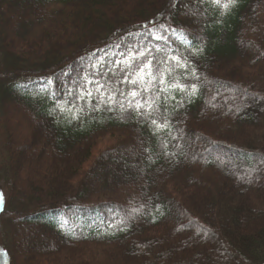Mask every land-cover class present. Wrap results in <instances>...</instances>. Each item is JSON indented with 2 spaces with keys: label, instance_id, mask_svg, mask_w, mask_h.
I'll return each mask as SVG.
<instances>
[{
  "label": "trees",
  "instance_id": "16d2710c",
  "mask_svg": "<svg viewBox=\"0 0 264 264\" xmlns=\"http://www.w3.org/2000/svg\"><path fill=\"white\" fill-rule=\"evenodd\" d=\"M13 2L0 0L2 17L28 2L38 14L17 36L4 30L0 49L51 58L0 69V264H264V0ZM86 79L103 97L85 85L92 98H77ZM28 136L32 160L16 169ZM118 155L135 177L107 163Z\"/></svg>",
  "mask_w": 264,
  "mask_h": 264
},
{
  "label": "rangeland",
  "instance_id": "374dc122",
  "mask_svg": "<svg viewBox=\"0 0 264 264\" xmlns=\"http://www.w3.org/2000/svg\"><path fill=\"white\" fill-rule=\"evenodd\" d=\"M27 2H28V0H14V2L12 4H9L7 6V8H8V10H13L14 8L19 9L20 7L26 5ZM28 4H29V2H28ZM28 4L25 8H23L21 10L19 9L17 11L18 12L17 17L12 15L11 17L8 18L6 15L3 17L0 15V35L2 34V32L4 30H5V33H7L8 29H10V27L14 26L13 30H12L13 31L12 34L17 36L20 32H22L23 29H25L26 25L29 23L28 21L30 20V18H36L37 17L38 13L35 12ZM8 12H10V11H8ZM118 19H120V21H122V23L124 22L125 24L128 25V24H131L132 16L124 17V16L119 15ZM65 30L69 34L71 39L75 37V35H72V32L69 29L66 28ZM44 50H45V46H40V45L36 46V47H32V48L26 46V47L22 48L21 52L10 51L8 54L6 51H4V50L2 51L0 49V69L1 70H9L12 68H20L22 70L32 71V70L38 68L44 62V60H46L47 58H51V56L47 55V51L44 52ZM12 106L14 108L16 107V105H14V104ZM15 111H16V109H14V112ZM14 114H16V113H14ZM15 118H16V120L13 121L11 124L19 122L18 121L19 118H17V116H15ZM34 131H35V128H34ZM28 138H29V136L26 137V139L17 140V143L19 145H21L23 149H22V151L18 152L19 156L14 161V165H15L16 169H19L20 166L25 168L26 164H24V163L27 161L30 162V160H32V154L28 155L29 153H27L28 152L27 150L30 148V146H29L30 139L32 140L31 145H33V143L35 142V135L32 136L30 133V139H28ZM98 143H99V149H100V148H103V147L111 144L112 142L110 140H107L106 136H105L102 139H100L98 141ZM194 144H196V142H194ZM43 148H44V143L42 141V142H40V147L36 148L33 151L34 155H39V153H40L39 151H41ZM210 152H209L210 157L219 155L217 153L218 151H213V152L210 151ZM22 156L25 157V160L22 159ZM29 156H31V157H29ZM204 156H205V154H204ZM122 159H123V157L118 155L117 157L110 158L109 161H107V163H111L110 161L115 160L117 162L116 168H118V166H119V169L121 171L120 175L122 176V178L135 177L136 171L133 172L132 174H130L127 171L128 167H126L128 164L121 162ZM23 161H24V163H23ZM114 169H115V166H114ZM99 173H97L95 176L102 175L101 171H99ZM122 192L124 193V191H122ZM0 195L3 196V200H4L6 197V193H5V190L2 187L1 183H0ZM134 207L135 206H133V208ZM179 217H180V220L183 221V226H184L185 230L188 233L193 232V230H194L193 223L186 222L185 221L186 219H183V216H181V215ZM41 242L42 241L40 240V242L37 241L36 243L41 244ZM31 244H34L31 239H29L28 237H26V238L23 237L21 240V243H20V248L22 249L23 247H25V248L29 249V245H31Z\"/></svg>",
  "mask_w": 264,
  "mask_h": 264
},
{
  "label": "snow or ice",
  "instance_id": "6c2138e0",
  "mask_svg": "<svg viewBox=\"0 0 264 264\" xmlns=\"http://www.w3.org/2000/svg\"><path fill=\"white\" fill-rule=\"evenodd\" d=\"M237 0H212V3L216 6H222L225 10H228L229 8L235 6ZM163 27V26H161ZM154 39H166V37H163V36H155ZM199 51V50H197ZM150 55V51L145 49L143 51H139L136 55H132V50H130V54L129 56L125 57V59L123 61H116L117 64H125V68H129L132 66V63L133 61L135 60H139L140 58L144 57L145 55ZM153 59H155L154 57L150 60H148L144 65L143 67H141L139 69V71L136 73V76H137V79H134V80H131L130 82L135 84L137 83V80H143L144 78V75L147 74V75H151V68H152V64H153ZM172 59H176L175 57H173ZM177 63L179 64L180 61L177 60ZM183 67L187 68L188 65L187 63L185 62L183 65ZM93 67H95V65H93ZM145 69H148V73H145ZM192 75L194 77H196V74L195 72L193 71ZM198 79V77H196ZM125 79L127 80V77H125ZM51 81H49L50 83ZM161 83H164L163 79H161L160 81ZM85 85H88V86H91V85H95V91L100 93V96L103 97L104 95V85L101 84L99 81H96V80H93V79H86L84 81V84L80 85V92L77 94V98L78 99H85V97L91 99L92 98V91L88 90ZM176 87H181L180 85H175ZM181 90H183V88L181 87ZM193 90L195 91V85H193ZM69 95H72V93H69ZM137 95H139L138 92L136 91H133L131 93V96L133 98H135ZM109 100H111V96L108 97ZM101 102H103V100H101ZM145 104H147L148 108L151 109L152 108V105L151 103H148L147 101H145L144 104L140 103L139 101L136 102L135 104V108L137 109V111L139 112V110L143 107H145ZM133 105L131 102H129V107L131 108ZM122 108H123V105H122ZM70 113H71V118L72 119H76L78 118V112L81 111V109L77 108L75 105L73 106V108H70L68 110ZM150 115V113H149ZM152 124L153 125H156L158 128H163L164 125L162 124H158L157 120L153 119L152 120ZM3 203V196L0 195V205H2Z\"/></svg>",
  "mask_w": 264,
  "mask_h": 264
}]
</instances>
